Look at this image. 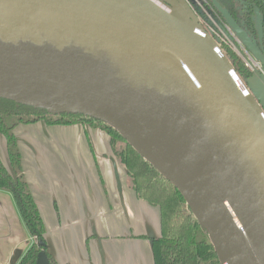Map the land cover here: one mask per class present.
Instances as JSON below:
<instances>
[{
	"label": "water",
	"instance_id": "obj_1",
	"mask_svg": "<svg viewBox=\"0 0 264 264\" xmlns=\"http://www.w3.org/2000/svg\"><path fill=\"white\" fill-rule=\"evenodd\" d=\"M188 13L183 0H0V99L112 127L178 189L219 264H264V106Z\"/></svg>",
	"mask_w": 264,
	"mask_h": 264
},
{
	"label": "crops",
	"instance_id": "obj_2",
	"mask_svg": "<svg viewBox=\"0 0 264 264\" xmlns=\"http://www.w3.org/2000/svg\"><path fill=\"white\" fill-rule=\"evenodd\" d=\"M247 85L264 106V77ZM13 134L46 251L57 264H153L159 210L136 197L104 131L38 121L17 125ZM0 159L9 170L1 135ZM35 243L11 194L0 191V264H18Z\"/></svg>",
	"mask_w": 264,
	"mask_h": 264
},
{
	"label": "trees",
	"instance_id": "obj_3",
	"mask_svg": "<svg viewBox=\"0 0 264 264\" xmlns=\"http://www.w3.org/2000/svg\"><path fill=\"white\" fill-rule=\"evenodd\" d=\"M237 25L251 32L257 22L250 18L255 9L264 11V0H214ZM221 53L245 85L251 73L233 52L222 44ZM247 87V85H245ZM43 121L47 125H82L104 131L113 154L122 164L136 197L157 207L160 213V236L151 240L153 264H219L206 230L189 209L178 189L143 159L112 127L98 120L74 113L48 114L45 110L0 99V135L5 140L9 170L0 159V191L11 194L30 237L36 239L18 264H35L37 254L44 251L49 264H57L47 253L44 226L30 195L20 166V154L13 130L20 124Z\"/></svg>",
	"mask_w": 264,
	"mask_h": 264
},
{
	"label": "built area",
	"instance_id": "obj_4",
	"mask_svg": "<svg viewBox=\"0 0 264 264\" xmlns=\"http://www.w3.org/2000/svg\"><path fill=\"white\" fill-rule=\"evenodd\" d=\"M193 1L203 10V19L201 18V14H199L200 19L202 20L201 24H204L214 36L219 38L222 42H225L246 68L251 71L258 67L256 61L253 60L251 55L246 51L229 27L214 16L213 11L207 4L206 0Z\"/></svg>",
	"mask_w": 264,
	"mask_h": 264
},
{
	"label": "flooded vegetation",
	"instance_id": "obj_5",
	"mask_svg": "<svg viewBox=\"0 0 264 264\" xmlns=\"http://www.w3.org/2000/svg\"><path fill=\"white\" fill-rule=\"evenodd\" d=\"M233 1L242 3L241 0H233ZM206 2L209 5V7L212 9L214 16L217 17L221 22H223V23L226 24V22L222 18V16L213 7L211 1L210 0H206ZM250 18L253 21L255 20L257 22V26H258L257 31L256 32L255 31L254 32H251L252 34H249L245 30L244 27H241V26L237 25V23H235L232 20V18H231V20L234 22V24L237 26V28L241 31V33L247 39V41L250 44V46L252 48H254L255 51L259 54V56L264 60V11L262 10V11L259 12V10L255 9L254 12L251 13ZM229 29L233 32V30L230 27H229ZM234 35H235V33H234ZM246 51L251 55V57L253 58V60L256 61V63L258 64V67H256L253 70L249 71L251 73V76L249 78H252V77L255 76V77H260L262 79V77H264V65L261 64L247 49H246Z\"/></svg>",
	"mask_w": 264,
	"mask_h": 264
},
{
	"label": "rangeland",
	"instance_id": "obj_6",
	"mask_svg": "<svg viewBox=\"0 0 264 264\" xmlns=\"http://www.w3.org/2000/svg\"><path fill=\"white\" fill-rule=\"evenodd\" d=\"M184 4H186V6L188 7L189 13L187 14V16L193 15V18H195L196 20V25L199 27V29H201L203 32H205L208 36H210L213 41L216 43V45H220L222 44L224 47H226L228 50H230L231 52H233L227 45L225 42H222L219 38H217L216 36H214L212 34V32L208 29V27H205V25L201 24L202 20L200 19L199 14H201V18L203 19L202 13L203 10L198 6V4L196 2H194L193 0H183ZM169 3H171V0H169ZM177 3V2H176ZM173 8H175L177 10L178 13H180L182 16H184V10L179 6H177V4H174V6H172ZM186 14V13H185ZM204 14V13H203ZM236 56V55H235ZM244 66V65H243ZM245 67V66H244ZM246 68V67H245ZM248 71H250L248 68H246ZM247 85V84H245ZM247 89L250 92V89L248 88L247 85ZM252 95V94H251ZM254 97V96H253ZM264 111V108H263Z\"/></svg>",
	"mask_w": 264,
	"mask_h": 264
}]
</instances>
